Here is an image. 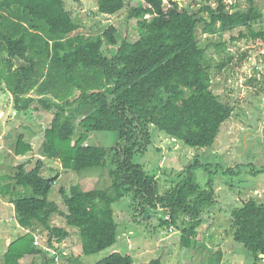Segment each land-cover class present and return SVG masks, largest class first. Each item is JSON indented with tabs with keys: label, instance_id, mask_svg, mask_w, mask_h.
Returning <instances> with one entry per match:
<instances>
[{
	"label": "trees",
	"instance_id": "1",
	"mask_svg": "<svg viewBox=\"0 0 264 264\" xmlns=\"http://www.w3.org/2000/svg\"><path fill=\"white\" fill-rule=\"evenodd\" d=\"M228 1L215 0V6L204 5L195 12L177 0L168 6L166 0H97L96 14L127 13L136 23V37L129 42L118 38L114 25L94 37L74 35L81 24L66 0H0V92L17 114L35 109L52 117L43 131V159L31 170L19 164L11 176L0 178V195L12 205L14 219L25 231L9 244L3 264H29V259L34 264L38 258L42 264H58L35 242L44 241L58 251L59 260L64 259L62 245L72 230L79 233L81 255L112 248L119 241L120 227L114 205L127 197L132 199L136 223L138 217L148 223L156 218L159 227L154 230L181 227L182 248L196 250L205 215L211 216L217 205V192L213 180L202 187L195 172L213 165L195 158L175 186L164 188L160 178L135 158L145 156L151 147L162 154L153 145L152 128L165 135L158 144L169 139L200 150L217 145L235 108L214 90L198 28L203 25L210 36L241 30L238 40L264 43V29L256 28L263 24L264 12L255 0H247V9L241 8L240 0ZM214 46L217 54L226 51L225 44ZM95 132L116 133L118 143L111 148L86 145ZM24 139L18 138L17 156L33 151ZM45 159L59 160L67 175L108 167L111 185L85 190L74 183L69 191L62 185L57 191L62 207L55 200L58 195L50 198L60 175L42 176ZM228 214L234 241L252 254L256 264L263 263L264 200L245 199ZM55 217L63 223H54ZM81 255L68 262L81 264ZM223 260L219 250L201 264ZM96 264L136 263L132 255L113 253ZM140 264L164 263L157 259Z\"/></svg>",
	"mask_w": 264,
	"mask_h": 264
},
{
	"label": "rangeland",
	"instance_id": "2",
	"mask_svg": "<svg viewBox=\"0 0 264 264\" xmlns=\"http://www.w3.org/2000/svg\"><path fill=\"white\" fill-rule=\"evenodd\" d=\"M169 1L166 0L167 6ZM177 1L195 12L204 5H216L215 0ZM255 2L264 12V0ZM66 3L75 21L81 24V28L73 33L74 35L94 37L114 25L118 29L120 40L134 41L136 23L128 19L127 13L112 17L96 14L97 0H66ZM228 3L234 4L235 1L229 0ZM239 4L242 9L248 8L247 0H240ZM200 16L206 18L205 15ZM256 28L264 29V21ZM240 32L241 30H236L232 33L210 36L205 35L203 25H200L197 31L200 45L207 50L214 90L223 102L230 103L235 108L232 118L221 129L217 145L210 150H200L169 139L158 144L157 141L165 135L152 128L153 145L158 146L162 154H157L156 147H151L145 156L135 158V163L146 165V170L151 175L160 178L159 183L164 188L175 186L182 179L179 175L190 163H194L195 158L203 164L213 165L215 169L198 168L195 172V178L202 187L206 188L209 180L214 181L217 205L213 214L220 213V210L229 204L239 205L240 199L257 196L264 200V43L261 40L258 42L238 40ZM220 43L226 45V51L221 55L216 53L214 46ZM244 53H247V58L242 59ZM230 55L233 57L232 61L223 70H219V66L228 62ZM51 121L50 114L42 110L34 109L25 114L15 113L7 96L0 92V178L11 176L19 164H27V169L31 170L39 159H43L41 157L43 131ZM20 135L24 136L25 142L33 146V151L25 156H17L15 153ZM117 143L116 133L95 132L87 140L86 145L111 148ZM58 175L60 181L53 188L50 198L54 200L55 195H58L55 200L62 207L64 204L57 192L62 185L67 191L74 183L82 185L85 190L105 189L111 185L108 167L88 169L78 176L67 175L59 160L45 159L42 176L53 178ZM114 209L120 227L119 241L112 248L92 256L81 255L79 233L72 230L68 248L75 258L81 255V264H96L113 253L132 255L136 264L157 259H162L164 264H201L221 249L226 254L222 264H256L252 254L234 241L231 223L228 221L230 216L228 214L227 218V213L222 217V222L213 214L205 215L206 222L199 229L200 240L196 250L190 251L181 246L180 239L183 233L181 227L167 226L154 230L159 227L156 218L153 219L154 224L148 223L142 217H138L136 223L131 197L116 203ZM13 216L12 205L0 195V248L6 245L5 237L9 236L13 242L24 234L22 231L18 232L20 229ZM54 219L57 220V225L63 223L60 217ZM28 263L31 264L30 259ZM61 263L60 259L58 264Z\"/></svg>",
	"mask_w": 264,
	"mask_h": 264
},
{
	"label": "crops",
	"instance_id": "3",
	"mask_svg": "<svg viewBox=\"0 0 264 264\" xmlns=\"http://www.w3.org/2000/svg\"><path fill=\"white\" fill-rule=\"evenodd\" d=\"M241 201H243V199H240V202ZM237 203H238V201H237ZM228 207H226V208H223L222 210H220L221 212L220 213H214L213 214V216L214 217H217L218 219H219V221L220 222H222V217H224L225 216V214L227 213V218H228V212L230 211V209L234 206V205H231V204H229V205H227ZM223 213V214H222ZM14 217V216H13ZM217 218H215V219H217ZM226 218V219H227ZM15 220V222L17 223V221H16V219H14ZM53 222L55 223V219H53ZM17 226H18V228L20 229V230H18V232L20 231H22V232H25L24 231V229L23 228H21L19 225H18V223L16 224ZM9 228H7V233H9L10 231L8 230ZM11 230V229H10ZM19 232V233H20ZM219 232V231H218ZM217 232V233H218ZM3 233H4V231H3ZM219 234V233H218ZM19 238V237H18ZM71 239V237L67 240V241H65L64 242V244L62 245V250H63V256H64V259H62L61 258V260H63V264H71L70 262H68V260L70 259V258H75V256H74V254L70 251V249L68 248L69 247V245H70V240ZM5 241H6V245L5 246H3L2 248H0V264H3L4 263V259H3V256H4V253L7 251V248H8V246H9V244L11 243V241H10V239H9V236L6 238L5 237ZM222 250V249H221ZM223 251V253H224V257H225V251L224 250H222ZM66 255V256H65ZM77 258V257H76ZM38 261L36 262V264H41L42 262H40V259L38 258L37 259ZM72 262L74 261V260H71ZM23 262L24 261H22V264H23ZM76 262V261H75ZM75 262H73V264H77V263H75ZM62 264V263H61ZM263 264H264V262H263Z\"/></svg>",
	"mask_w": 264,
	"mask_h": 264
},
{
	"label": "built area",
	"instance_id": "4",
	"mask_svg": "<svg viewBox=\"0 0 264 264\" xmlns=\"http://www.w3.org/2000/svg\"><path fill=\"white\" fill-rule=\"evenodd\" d=\"M36 245H39L41 247H43V249L45 250V252H47L48 254H50L51 256H54L56 258V260H58L57 262L59 263V253L56 249L47 246L45 244H43L42 241L38 240L35 242Z\"/></svg>",
	"mask_w": 264,
	"mask_h": 264
}]
</instances>
